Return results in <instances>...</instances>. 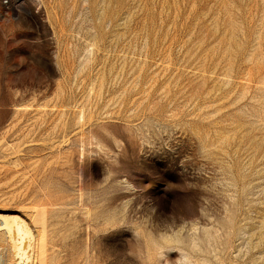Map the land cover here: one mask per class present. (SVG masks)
Here are the masks:
<instances>
[{
	"label": "rangeland",
	"instance_id": "rangeland-1",
	"mask_svg": "<svg viewBox=\"0 0 264 264\" xmlns=\"http://www.w3.org/2000/svg\"><path fill=\"white\" fill-rule=\"evenodd\" d=\"M10 212L37 264H264V0H0Z\"/></svg>",
	"mask_w": 264,
	"mask_h": 264
},
{
	"label": "bare ground",
	"instance_id": "bare-ground-1",
	"mask_svg": "<svg viewBox=\"0 0 264 264\" xmlns=\"http://www.w3.org/2000/svg\"><path fill=\"white\" fill-rule=\"evenodd\" d=\"M42 232L37 234L39 238L31 234L18 215L11 212L0 214V238L9 244L4 257L0 247V264H37V258L44 254Z\"/></svg>",
	"mask_w": 264,
	"mask_h": 264
}]
</instances>
